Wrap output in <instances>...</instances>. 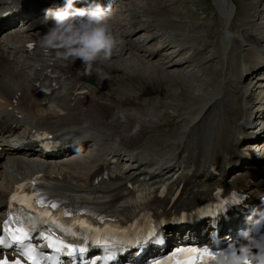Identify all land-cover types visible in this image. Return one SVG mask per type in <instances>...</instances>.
<instances>
[{
	"label": "bare ground",
	"instance_id": "6f19581e",
	"mask_svg": "<svg viewBox=\"0 0 264 264\" xmlns=\"http://www.w3.org/2000/svg\"><path fill=\"white\" fill-rule=\"evenodd\" d=\"M213 1L219 13V27H214L215 32L212 29L210 40L205 33L210 29L208 21L193 23L196 29L180 32L179 26L171 20L172 13L177 12L174 9L168 11L159 0H126L122 8L128 20H118L116 28L123 42L110 59L97 62L90 75L84 74L80 61H56L52 56L43 57L39 40L46 30L30 36L29 40L36 42L31 52L23 50L18 43L15 44L17 50L6 47L8 52H0V109L23 115L28 125L34 120L38 128L56 131L62 126L86 122L96 127L106 141L131 149L130 152H138L141 157L154 158L164 169L170 164L179 168L177 163L181 161L191 164L194 172L199 173L206 166L213 168L232 162L237 166L232 180L254 178L263 169L252 170L258 167V157L264 160V140L256 144L259 146L257 153L243 152L238 147L244 142L241 136L246 135L245 130L254 129L244 128L241 120L248 113L252 115L251 107L261 106L257 105L261 98L256 101V81H244L242 76L245 73L251 77L254 69L264 71V62L263 65L257 63L264 52L261 42L264 23L255 22L258 19L264 21V7H261L264 0L249 5V10L259 8L258 18L244 15L241 23L232 20L231 0ZM139 31H143L145 37H135ZM227 32L233 33L234 38L226 40ZM166 34L172 37L169 43L153 44ZM16 40L13 39L12 43ZM177 42L183 46L180 55L191 51L189 56H184L187 60L183 63H178L180 56L171 57L175 51L172 44ZM199 47L211 51L204 62L208 66L200 76L195 70L187 69L193 64L201 65L198 63L202 53ZM10 56L14 58L9 59ZM46 67H51L60 76L64 75L65 79L61 82L63 87L51 99V108L56 111L39 114L40 100L29 96L30 85ZM261 76H257V80ZM82 78H88L94 89L90 91L85 87ZM77 86L78 90L89 89L92 97L78 98L69 107L71 92ZM20 100L27 102L12 104ZM160 107L172 110L171 115L162 110L164 117L167 116L163 123L154 116ZM113 111L124 113L125 119L121 120L120 115L115 117ZM258 118H264V107L255 120ZM263 122L256 126H264ZM89 142L90 139L86 141ZM105 154L75 160L64 164L58 171H53V168L47 170L59 181L61 176L69 181L81 179L85 167L102 159ZM4 158L0 154V178L5 177L7 185L0 187V198L5 187L25 177L24 172V176L13 178L14 173L25 169L28 176L45 170L21 156H13L2 163ZM7 160L13 162L15 171L6 169ZM262 179H257L254 187L258 188Z\"/></svg>",
	"mask_w": 264,
	"mask_h": 264
},
{
	"label": "clouds",
	"instance_id": "9594fccd",
	"mask_svg": "<svg viewBox=\"0 0 264 264\" xmlns=\"http://www.w3.org/2000/svg\"><path fill=\"white\" fill-rule=\"evenodd\" d=\"M75 4L76 0H66L63 7L45 9V16L54 24L41 35L39 47L56 61H80L84 74L90 75L93 66L110 59L123 41L108 7ZM232 38L233 33H225L226 40ZM120 119H125L124 113H120ZM238 236L235 241L226 237L229 243L218 252L214 264H264V236L257 239L249 230H242Z\"/></svg>",
	"mask_w": 264,
	"mask_h": 264
},
{
	"label": "snow or ice",
	"instance_id": "6c2138e0",
	"mask_svg": "<svg viewBox=\"0 0 264 264\" xmlns=\"http://www.w3.org/2000/svg\"><path fill=\"white\" fill-rule=\"evenodd\" d=\"M31 47V45H29ZM35 181H32L30 183H34ZM18 190L22 189L24 186L23 185H18ZM13 200H17L18 197L14 195L12 197ZM37 202L43 205L45 203L44 200L39 199V195H37ZM48 207L50 208H56V204H51ZM45 215H47V212H45ZM65 215H69V213H65ZM55 223V221H53ZM5 234L3 236H0V246L4 247H12V242H15L17 245L21 247H27L25 245V241L30 240V232L29 230L24 229L22 226L17 227V228H9L8 225L6 224L5 226ZM32 230H35V226L33 225ZM149 239L155 236L154 230H149L148 233L146 234ZM43 239L45 241H49V243L45 244V247H50L53 248L56 253H61V252H66L67 255L71 256L75 254L76 252H85V248H69L67 244H64L63 242L60 241H54L51 239L50 236H44ZM145 242L144 239H141L138 241V243L143 244ZM97 243H99V240H97ZM59 245V246H57ZM36 249L33 247H27V251L22 252L21 254L23 256H26L28 261H30V264H41L40 259H37L30 253L35 252ZM183 254H195V260L192 262V264H214V262L217 260V256L220 255L219 253H213L210 251L207 247L205 248H194V247H189V248H180L177 249L175 252H173L172 257H169V262L172 260L173 257L176 256H182ZM44 260H49V257H42ZM114 257L109 255L106 256V260H111ZM169 262L165 261H154L153 264H169ZM0 264H22L21 260L16 259L14 261H9L7 257H5L3 260H0ZM95 264V262H93Z\"/></svg>",
	"mask_w": 264,
	"mask_h": 264
},
{
	"label": "rangeland",
	"instance_id": "374dc122",
	"mask_svg": "<svg viewBox=\"0 0 264 264\" xmlns=\"http://www.w3.org/2000/svg\"><path fill=\"white\" fill-rule=\"evenodd\" d=\"M138 1H141V0H138ZM164 2L163 5L165 6V8H167V10H172L174 12H177V13H170L171 15V19L172 21L177 25L179 26V30H185V31H190L192 29H196L195 26H191L192 28L189 29V25H193V23H201L203 22L204 19H207V18H211L210 17V13L213 11V8L212 6L210 5V0H205L206 1V4L205 5H202L201 4V0H162ZM230 1V0H229ZM233 3L235 4V11L233 13V15L237 12V14L239 15H255L256 18H258V14L260 12L259 8H253L252 10H249V5L253 4V3H260L261 0H232ZM175 2V3H174ZM214 2V1H213ZM145 2L143 1L142 2V5L144 4ZM166 4V5H165ZM173 4V5H172ZM231 5V4H230ZM237 5V6H236ZM231 7V6H230ZM248 7V8H247ZM261 7H264L261 6ZM231 9V8H230ZM255 9L258 11L257 13L255 12ZM232 11V9H231ZM217 14L214 13V17L211 18V25H215L217 24ZM174 17V18H173ZM182 17V18H181ZM218 18H219V13H218ZM144 20V19H143ZM243 20V18H241V20H239V23H241ZM240 25V24H239ZM239 25H237L239 27ZM213 31L215 32V29L213 28ZM211 32V36L210 38L212 39L213 37V33H212V30L209 29L207 31V35L210 34ZM138 34V33H137ZM144 34V33H143ZM142 34V35H143ZM136 37V36H135ZM138 37V36H137ZM145 37V36H144ZM209 38V39H210ZM210 39V40H211ZM159 43H161V40L159 41L158 39L155 40V42L153 41V44H156L158 45ZM164 54V52H163ZM208 55V54H207ZM262 83V84H261ZM260 86H259V92H260V95L264 96V80L263 81H260ZM261 88V89H260ZM262 91V92H261ZM50 105V104H49ZM46 112H54V110L49 107V108H46L45 109ZM167 111H170V110H167ZM156 115H159L157 116L159 118V120L163 123L164 122V118L167 117L163 115L162 111H160L159 113L156 112L155 113ZM169 115V114H168ZM87 151H85V153L83 154H86ZM4 160V159H3ZM6 160V159H5ZM1 171V170H0ZM23 173H21L22 175H24V172H25V175L27 174L26 173V170L23 169L22 171ZM20 173V172H19ZM1 176V175H0ZM3 176V175H2ZM2 180V181H1ZM0 182H2V184L0 183V187L1 186H6V180H5V177H1L0 178ZM4 188V187H3Z\"/></svg>",
	"mask_w": 264,
	"mask_h": 264
}]
</instances>
